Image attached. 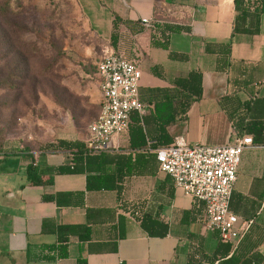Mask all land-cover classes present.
Instances as JSON below:
<instances>
[{
	"label": "crops",
	"instance_id": "0c3cea01",
	"mask_svg": "<svg viewBox=\"0 0 264 264\" xmlns=\"http://www.w3.org/2000/svg\"><path fill=\"white\" fill-rule=\"evenodd\" d=\"M80 1L90 28L110 51L141 69L146 146L132 149L130 133L122 134L118 150L92 162V174L102 175L109 187L89 189L88 172L55 171L67 162V152L6 144L0 151V264H220L213 258L219 238L206 227L203 203L160 169L157 107L185 100L176 81L200 72L202 96L165 127L167 136L190 145L234 142L235 122L252 120L251 105L264 99V14L259 34H234L235 0ZM158 9L178 21L146 26L142 19H156ZM97 96L101 102L99 90ZM88 136L89 129L78 132L66 124L45 138L87 143ZM255 145L242 155L230 208L241 229L254 224L252 235L263 239L258 250L264 255V144ZM32 162L51 184L28 182ZM132 204L167 223L168 234L150 236L129 210Z\"/></svg>",
	"mask_w": 264,
	"mask_h": 264
},
{
	"label": "rangeland",
	"instance_id": "374dc122",
	"mask_svg": "<svg viewBox=\"0 0 264 264\" xmlns=\"http://www.w3.org/2000/svg\"><path fill=\"white\" fill-rule=\"evenodd\" d=\"M9 1V14L0 17V79L15 73L18 87H0V137L5 145L36 146L66 124L80 132L72 116H97L93 73L111 52L108 43L90 28L80 0Z\"/></svg>",
	"mask_w": 264,
	"mask_h": 264
},
{
	"label": "built area",
	"instance_id": "2783aa9c",
	"mask_svg": "<svg viewBox=\"0 0 264 264\" xmlns=\"http://www.w3.org/2000/svg\"><path fill=\"white\" fill-rule=\"evenodd\" d=\"M143 18L148 27L155 22ZM142 72L137 62L124 54L110 52L98 63L97 86L101 97V113L89 126L87 147L99 154L119 149L118 138L129 128L134 111L143 114L140 100ZM256 147L253 137H236L222 145H190L182 138L156 149L161 171L168 174L177 188L203 203L206 227L223 241L234 242L236 248L250 226L241 229L239 217L231 208L238 180L239 166L245 150Z\"/></svg>",
	"mask_w": 264,
	"mask_h": 264
},
{
	"label": "trees",
	"instance_id": "16d2710c",
	"mask_svg": "<svg viewBox=\"0 0 264 264\" xmlns=\"http://www.w3.org/2000/svg\"><path fill=\"white\" fill-rule=\"evenodd\" d=\"M10 1L0 0V17L9 14ZM235 11L236 15L234 18V28L235 33H247V34H259L261 31V19L264 14V0H235ZM156 19L166 21L167 24L172 21H178L177 18L173 16H163L161 10L156 11ZM10 25L12 27L19 28V24L11 21ZM118 26V25H117ZM117 28V27H116ZM118 33H114L112 36L111 44L115 47L117 43ZM229 53H231V42H230ZM66 56V53H62L61 57ZM93 73V71H89ZM98 63L96 70L94 71V76L97 79ZM17 74L10 73L8 77L0 79V87H9L10 89H16L18 84L14 81ZM179 88L184 91L186 95L185 100L170 101L163 106H158L157 111L161 115V123L163 126V143L161 147L173 144V140L168 138L165 127L176 122V118H181L185 115L194 99H199L202 96L203 86H202V74L197 71H192L185 78H179L177 81ZM264 99L251 105L249 109L251 112L256 114L254 118L250 121L240 119L235 122L237 137H243L246 135H251L253 137L255 144H264ZM262 104V105H261ZM98 113L96 118L92 121L98 119L102 105L99 102ZM164 112V113H163ZM73 123L77 126L80 124V131H84L83 126H87L92 123L90 120H83V117H78L76 115L72 116ZM88 126V129H89ZM130 133V148L139 149L146 146V133L143 128V117L138 111H134L130 117V124L127 131L124 133ZM9 133V132H8ZM6 133V135H8ZM123 133V134H124ZM161 139V138H160ZM159 139V140H160ZM6 143V136L0 137V151L4 149ZM36 146H31L26 143L25 149L38 151H48V152H67L70 154L67 162L64 165L55 168L58 173H77V172H88V188H108L107 180L102 177V175L92 174L93 166L92 162H100L102 153L92 154L89 152L87 143L80 140H70V139H51L48 141L35 142ZM157 155V154H156ZM158 160V159H157ZM28 182L35 185L51 184L53 182L52 178L44 179L40 172V167L35 162H32L28 166L27 170ZM98 182H95L97 181ZM137 220L140 221L142 228L150 236L163 237L168 234L169 227L168 224L160 221L150 215L144 213L139 209V206L132 204L129 209ZM253 226L244 235L243 239L240 241L236 248L234 242L223 241L218 235V243L216 250L214 252V260H219L220 264H264V255L258 250L259 245L262 243L263 239L253 237ZM68 228V227H64ZM65 242V240L63 241ZM66 243V242H65ZM66 255V245L60 247V256ZM79 264H86L85 261H80Z\"/></svg>",
	"mask_w": 264,
	"mask_h": 264
}]
</instances>
